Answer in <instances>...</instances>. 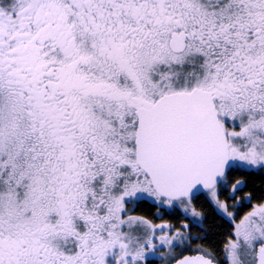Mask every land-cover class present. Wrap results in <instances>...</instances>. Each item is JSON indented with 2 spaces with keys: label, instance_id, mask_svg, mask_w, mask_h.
Segmentation results:
<instances>
[{
  "label": "snow or ice",
  "instance_id": "6c2138e0",
  "mask_svg": "<svg viewBox=\"0 0 264 264\" xmlns=\"http://www.w3.org/2000/svg\"><path fill=\"white\" fill-rule=\"evenodd\" d=\"M0 264H264V0H0Z\"/></svg>",
  "mask_w": 264,
  "mask_h": 264
}]
</instances>
